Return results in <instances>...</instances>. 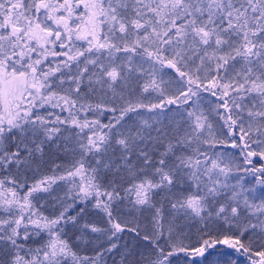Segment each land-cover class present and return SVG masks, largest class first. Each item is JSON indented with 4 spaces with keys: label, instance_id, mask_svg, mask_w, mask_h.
I'll list each match as a JSON object with an SVG mask.
<instances>
[{
    "label": "snow or ice",
    "instance_id": "snow-or-ice-1",
    "mask_svg": "<svg viewBox=\"0 0 264 264\" xmlns=\"http://www.w3.org/2000/svg\"><path fill=\"white\" fill-rule=\"evenodd\" d=\"M259 161L264 0H0V264H264Z\"/></svg>",
    "mask_w": 264,
    "mask_h": 264
},
{
    "label": "trees",
    "instance_id": "trees-1",
    "mask_svg": "<svg viewBox=\"0 0 264 264\" xmlns=\"http://www.w3.org/2000/svg\"><path fill=\"white\" fill-rule=\"evenodd\" d=\"M179 23V22H178ZM62 59V58H61ZM165 72H169L171 73V75L173 77H175V79L179 80L180 77H178L175 73L174 70L172 69H168V68H165L164 69ZM204 95H207V94H204ZM208 99L209 100H215L214 97H211V96H208ZM174 107V106H173ZM40 114L41 115H46L47 113L45 112L44 109H40ZM48 112H54V113H59V109H52V108H48L47 109ZM221 111H223L221 109ZM61 116H67L68 113L67 112H64V113H60ZM89 117L91 118V113L88 114ZM54 118V117H53ZM101 119L103 120L104 123H107V120L104 119L103 117H101ZM213 119H217V118H213ZM85 132H88V129H85ZM224 151V152H229V153H233V152H236L238 150H233L231 148H217L216 151ZM235 159L237 161H240L242 160L241 157H235ZM258 160V158H255ZM60 162H64L65 164L67 163V160H65V158L63 156L59 157V159H57V163H60ZM259 164H264V161H259V163L257 164V166H259ZM244 167H248L247 165H245ZM61 171H63V169H61ZM51 165L48 164V165H45L41 170L40 172L36 173L35 175H33L32 173H29V176H28V184L31 185L35 182H37L38 180L42 179L45 175H51ZM234 174H239V175H245V173L243 172H240V173H234ZM3 173H0V178L3 177ZM27 191V187L23 188V189H19V193L20 195H23L25 192ZM41 203H43V201H41ZM43 211L45 212V214H51L52 212V207H51V201L49 200L48 201V206L43 209ZM101 216L103 214H100ZM125 215L127 216L128 214L125 213ZM93 219H96L95 216L92 217ZM101 226H106V225H101ZM122 239L120 241V244L123 246L124 244H128L129 246H132L134 244V239H133V234L132 233H124L122 234ZM70 241V243H73L75 245V236L72 234L71 231H69L67 237ZM105 240L104 237H101L100 241H98L97 243H103ZM96 245L94 244H89L87 246H85L83 243L79 244L78 247H76L75 250H77L78 252H80L81 255H91L92 254V251L91 249L93 247H95ZM225 249L223 248V246H220V249L219 251H224ZM233 256L236 257L238 260L242 261L243 264H248V261L243 257V256H237V254L233 253ZM108 264H112L111 260L109 259L108 260Z\"/></svg>",
    "mask_w": 264,
    "mask_h": 264
}]
</instances>
